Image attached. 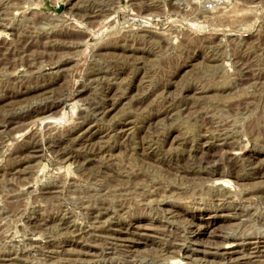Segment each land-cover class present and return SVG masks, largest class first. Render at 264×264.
Instances as JSON below:
<instances>
[{
    "label": "rangeland",
    "instance_id": "rangeland-1",
    "mask_svg": "<svg viewBox=\"0 0 264 264\" xmlns=\"http://www.w3.org/2000/svg\"><path fill=\"white\" fill-rule=\"evenodd\" d=\"M0 264H264V0H0Z\"/></svg>",
    "mask_w": 264,
    "mask_h": 264
},
{
    "label": "bare ground",
    "instance_id": "bare-ground-1",
    "mask_svg": "<svg viewBox=\"0 0 264 264\" xmlns=\"http://www.w3.org/2000/svg\"><path fill=\"white\" fill-rule=\"evenodd\" d=\"M107 109V108H106ZM44 118V117H43ZM32 119V118H31Z\"/></svg>",
    "mask_w": 264,
    "mask_h": 264
}]
</instances>
